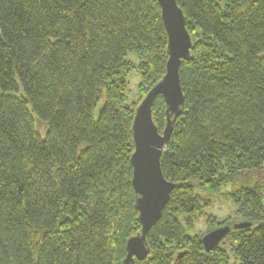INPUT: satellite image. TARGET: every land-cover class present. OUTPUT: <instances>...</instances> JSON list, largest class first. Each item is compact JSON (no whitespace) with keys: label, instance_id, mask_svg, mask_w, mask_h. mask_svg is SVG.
Instances as JSON below:
<instances>
[{"label":"trees","instance_id":"trees-1","mask_svg":"<svg viewBox=\"0 0 264 264\" xmlns=\"http://www.w3.org/2000/svg\"><path fill=\"white\" fill-rule=\"evenodd\" d=\"M178 3L193 47L161 160L176 188L148 234L151 255L134 264H230L202 240L182 242L178 219L199 210L197 188L226 185L252 223L224 222L236 263L264 264V0ZM130 53L148 93L169 57L155 0H0V264H123L142 229ZM165 112L158 97L160 133Z\"/></svg>","mask_w":264,"mask_h":264},{"label":"water","instance_id":"water-1","mask_svg":"<svg viewBox=\"0 0 264 264\" xmlns=\"http://www.w3.org/2000/svg\"><path fill=\"white\" fill-rule=\"evenodd\" d=\"M161 8V18L168 38L166 74L141 101L135 110L132 125L134 152L132 187L136 195L135 210L141 223V232L132 236L126 245L123 264L145 261L151 255L148 234L161 220L171 200L176 184L170 182L162 170V156L173 132L174 118L179 117L185 104L180 69L183 61L191 58L193 39L187 29L184 11L178 0H155ZM158 97L166 106V126L163 133L154 121L153 108ZM252 227V223L234 225L235 230ZM231 232L230 227L218 228L202 238L206 252L216 249Z\"/></svg>","mask_w":264,"mask_h":264},{"label":"rangeland","instance_id":"rangeland-1","mask_svg":"<svg viewBox=\"0 0 264 264\" xmlns=\"http://www.w3.org/2000/svg\"><path fill=\"white\" fill-rule=\"evenodd\" d=\"M127 61L128 66H130L131 69L126 75V97L128 104L132 105L136 109L145 98L144 94L147 95L149 92L147 93L143 89V76L141 75L139 68V63L141 62L140 59H138L135 54L130 53L127 56ZM194 184L198 186V182H195ZM195 192L200 198L199 210H197L193 215L183 213L178 216V219L184 229V238L181 240L182 242L186 241L185 237L187 238V236L202 240L206 234L218 228L227 227L224 226V222H228L226 223L227 225H233L244 221L236 217L238 208L234 201V190L231 185L223 186L218 191H209L197 188ZM235 246L236 243L234 239H227L225 237L219 246L212 250V252L218 250L219 253L226 254V257L222 255V262L228 259L230 264H235L237 262ZM219 247L222 251H219Z\"/></svg>","mask_w":264,"mask_h":264}]
</instances>
